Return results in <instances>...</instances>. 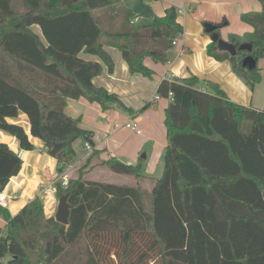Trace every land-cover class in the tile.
<instances>
[{"label":"trees","instance_id":"trees-1","mask_svg":"<svg viewBox=\"0 0 264 264\" xmlns=\"http://www.w3.org/2000/svg\"><path fill=\"white\" fill-rule=\"evenodd\" d=\"M258 1L260 11L241 14L252 31L229 37L236 46L251 44L249 52L236 53L256 60L248 69L254 83L264 56V0ZM182 32L174 6L132 20L121 0H0V129L24 150L34 149L29 135L41 139L56 159L57 176L72 164L77 138L91 147L66 185H57L70 206L67 225L46 217L38 196L14 215L0 207L2 264H264V109L230 100L210 80L201 89L193 75L162 79L157 92H171L172 100L165 108L162 172L149 189L141 185V157L136 163L101 159L93 132L64 111L68 98L83 97L132 113L92 82L102 63L113 71L104 46L121 52L130 73L151 77L144 58L166 62ZM82 52L101 61L84 59ZM207 52L217 60L230 55L215 41ZM19 112L28 118L29 135L7 120ZM21 164L0 141V190ZM99 167L133 181L87 177Z\"/></svg>","mask_w":264,"mask_h":264},{"label":"crops","instance_id":"crops-1","mask_svg":"<svg viewBox=\"0 0 264 264\" xmlns=\"http://www.w3.org/2000/svg\"><path fill=\"white\" fill-rule=\"evenodd\" d=\"M58 1L51 0L53 4ZM121 1L131 9L132 20L162 15L167 7L174 6L177 10V21L183 27L181 36L168 51L166 62H154L149 57L144 58V64L152 70L151 77L130 73L121 52L115 47L104 46L114 62V68L109 72L102 63L101 74L95 76L92 82L115 93L133 110L132 113L115 108L103 109L99 103L90 102L83 97L68 98L64 111L72 117L80 116L79 125L93 132L94 148L100 150L101 159L115 156L121 161L136 163L141 157L145 176L142 180L149 181L155 178L154 174L166 145L164 116L169 99L157 92L162 79L169 75L178 79L193 75L200 80L197 86L201 89H207L206 81L210 80L217 83L230 100L264 109L262 70L260 69L259 82L254 83L249 70L241 64L245 53L230 54L222 60L210 56L207 47L212 42L211 34L203 27L204 22L219 24L225 19L218 26L217 32L223 40L230 41V35L241 36L252 31V26L241 20V14L260 11L261 3L258 0ZM37 33L40 34V30ZM80 56L87 60L101 61L96 55L82 52ZM156 95L158 98H154ZM7 120L22 125L29 135L26 114L19 112L16 117ZM132 120L138 123V131L125 126L126 122ZM29 139L34 144V149H21L14 136L0 129V141L6 142L22 160L20 171L10 178L3 189L9 195L16 194V198L10 200L7 211L14 215L33 197L38 196L43 204L44 215L54 217L60 196L57 185L61 179L56 175V159L46 153L41 139L30 135ZM76 141L78 139L73 142L74 150ZM86 150L88 152L73 161L70 167L86 158L91 149L86 147ZM93 170L103 171L105 175L111 173L103 168ZM49 185L56 192L48 191ZM4 225L5 221L0 217V226Z\"/></svg>","mask_w":264,"mask_h":264},{"label":"water","instance_id":"water-1","mask_svg":"<svg viewBox=\"0 0 264 264\" xmlns=\"http://www.w3.org/2000/svg\"><path fill=\"white\" fill-rule=\"evenodd\" d=\"M203 27L206 32L211 34V40L216 42V47L219 50H225L229 54L234 55L238 50H244L249 52L251 50V44L249 42H242L239 45H235L231 41L223 40L217 32L218 25L211 22H204ZM243 67L251 69L256 66V60L249 54H246L241 61ZM70 206L67 203V195L62 194L58 198L56 213L54 219L64 225L68 224Z\"/></svg>","mask_w":264,"mask_h":264},{"label":"rangeland","instance_id":"rangeland-1","mask_svg":"<svg viewBox=\"0 0 264 264\" xmlns=\"http://www.w3.org/2000/svg\"><path fill=\"white\" fill-rule=\"evenodd\" d=\"M32 29L34 31H37V32L39 31V28L36 25H33ZM257 65L262 70L261 72L263 73V76H264V58L259 59ZM77 139H78V141H76V143H75V157H74L73 161H76L77 159H80V157L83 154L88 152L86 150V146H85L83 140L81 138H77ZM79 164H76L73 167L68 168L64 175L66 177H69L73 173V171L77 168V166ZM100 168L101 167H99L98 169H100ZM94 169H96V168H94ZM103 169H105V168H103ZM92 170L87 173V177L90 178V179L121 182V183H123V182L130 183V182L133 181V179L131 177L126 176V175H119V174H115L113 172H111L110 175H105V173L103 171H99L98 172L96 170H93V171ZM161 172H162V159H160V162H159V165H158V169H157L156 173L154 174V177H159ZM61 180L62 179L59 180V183H60ZM141 185L143 187L149 189L151 187V185H152V180H149V181L148 180H141ZM0 264H2L1 260H0Z\"/></svg>","mask_w":264,"mask_h":264},{"label":"built area","instance_id":"built-area-1","mask_svg":"<svg viewBox=\"0 0 264 264\" xmlns=\"http://www.w3.org/2000/svg\"><path fill=\"white\" fill-rule=\"evenodd\" d=\"M178 38L179 37L175 38L172 41V45H175L177 43ZM166 79L171 80V79H173V77L171 75H169V76L166 77ZM154 98H158V95L154 96ZM168 99H169V101L172 100V93L171 92L168 93ZM125 126L127 128H129L130 130L138 131V123L136 121H134V120H132L130 122H126ZM86 147L88 149H91V147L88 144H86ZM64 174L60 176L61 179H62L61 182H60L62 187H64L66 185V181H67V177ZM47 190L50 191V192H56L55 188L52 187L51 185H49L47 187ZM15 198H16V194L9 195L5 191L0 190V207L7 209L8 206H9L10 200L11 199H15Z\"/></svg>","mask_w":264,"mask_h":264}]
</instances>
